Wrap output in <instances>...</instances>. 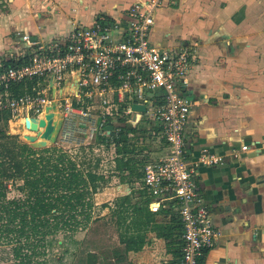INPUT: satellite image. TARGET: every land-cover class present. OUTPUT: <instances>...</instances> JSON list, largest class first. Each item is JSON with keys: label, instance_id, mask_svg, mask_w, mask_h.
Wrapping results in <instances>:
<instances>
[{"label": "crops", "instance_id": "1", "mask_svg": "<svg viewBox=\"0 0 264 264\" xmlns=\"http://www.w3.org/2000/svg\"><path fill=\"white\" fill-rule=\"evenodd\" d=\"M137 1L144 0H0V58L19 52L22 42L18 36L23 33L39 40L63 37L73 24L91 25L100 16L113 20ZM153 16L149 37L154 45L186 43L194 51L188 90L197 103L188 116V154L196 160L201 150L208 149L227 158L224 164H200L194 176L219 230L200 263L264 264V0H171ZM136 116L132 125L146 130L141 114ZM242 144L247 148L240 149ZM92 145L80 147L79 154L90 152L98 157L91 163L95 171L106 177L109 174L108 185L94 193L95 205V198H100L109 210L115 198L127 194L135 202L128 183L120 182L114 170L115 155L109 171L102 169L99 151L111 146L115 154L114 144H104L98 152ZM233 149L239 153L235 159L229 157ZM138 190L133 192L138 194ZM122 213L130 215L124 231L128 224L133 230L135 212L128 208ZM157 214V223L168 218L161 220ZM149 226L138 229L145 240L141 248L126 250L123 246L117 256L110 254L111 261L175 262L179 254L172 253L168 241Z\"/></svg>", "mask_w": 264, "mask_h": 264}, {"label": "built area", "instance_id": "2", "mask_svg": "<svg viewBox=\"0 0 264 264\" xmlns=\"http://www.w3.org/2000/svg\"><path fill=\"white\" fill-rule=\"evenodd\" d=\"M170 1H137L113 20L100 16L91 25L73 24L59 38L19 35V52L0 58V122L9 114L23 117L24 125L29 118L39 121L54 103L60 114L57 144L71 153L93 144L98 152L104 144L96 136L143 129L127 127L139 112L147 132L163 141L164 151L143 165L131 185L143 191L151 212L168 215L169 205L177 206L182 244L177 260L166 264H201L219 230L194 176L200 164H224L227 158L203 149L195 160L187 152L188 116L197 103L188 90L194 51L186 43L156 46L149 37L154 11ZM134 103L145 109L132 108ZM238 156L235 149L229 154Z\"/></svg>", "mask_w": 264, "mask_h": 264}, {"label": "trees", "instance_id": "3", "mask_svg": "<svg viewBox=\"0 0 264 264\" xmlns=\"http://www.w3.org/2000/svg\"><path fill=\"white\" fill-rule=\"evenodd\" d=\"M128 131L136 134L137 138L149 136L146 130L131 128L111 137L98 135L95 140L105 145L114 144V170L120 182L131 185L142 175L144 164L141 167L138 164L139 158L136 156H139L141 147L127 136ZM95 159L99 158L90 152L83 155L71 153L57 143L36 148L20 140L16 134H6L0 129L2 264H68L63 256L55 259L44 255H47V248L51 249L54 244L64 247L65 239L57 238L58 234L70 235L85 229L92 221L93 195L109 180V174L106 177L95 171L96 166L91 164ZM125 170L127 174H123ZM8 182L15 185L16 195L12 197L8 196ZM138 191L142 198L133 203L128 194L115 199L113 212L120 214L131 208L136 215L133 230L128 224L125 232H119L120 242L124 243L126 250L141 248L145 240L138 229L150 224L149 229H154L158 237L168 241L171 252L180 254L182 224L177 206L170 204L168 218L157 223L154 221L155 213L145 204L147 198L143 197V191ZM59 239L61 242L57 243ZM67 252L66 248L64 253ZM118 254L115 250L114 255ZM88 255L86 264H95L93 254Z\"/></svg>", "mask_w": 264, "mask_h": 264}, {"label": "rangeland", "instance_id": "4", "mask_svg": "<svg viewBox=\"0 0 264 264\" xmlns=\"http://www.w3.org/2000/svg\"><path fill=\"white\" fill-rule=\"evenodd\" d=\"M7 117L8 118H5L3 121L0 122V129L2 132L10 135L16 134L20 140L27 142L33 147L36 148L43 147V146H37L31 144L30 142L22 138L20 134H18V133L29 132L27 130V127L24 125V118L18 119L16 120V122L10 123L11 120L12 121L14 120L13 118H15V116L9 114L7 115ZM143 117H145V114H143ZM142 121L143 123H145L143 118ZM142 121H140L139 123L145 125L142 123ZM137 130H142V129H137ZM135 135L136 134H133L131 136V140L135 141L136 144H138L141 147V152L139 153V156H136V158L137 157L139 158L138 164L140 167L143 164H147L148 162L155 160L159 155L163 153L164 151L163 141L159 140L158 137L152 136L149 133H148L149 136H146L144 138L140 136L137 138ZM54 143H57V141H55ZM54 143L50 142L49 144L44 146H52ZM113 151L114 150L111 146L104 147L103 150L99 151L100 157L102 158V169L104 172L109 171L111 164L109 162L110 160H112L113 156L115 155ZM123 174H127V171L125 170ZM111 182L113 181L111 180ZM127 183H128L127 184L128 190H130V194H132L133 200L134 201H138L139 199L141 200L142 197L139 196L138 194H135V192L133 191L136 190L132 191L131 189L132 187H130L129 182ZM105 185H108V183ZM14 186L15 185L12 184L10 185V182H8L9 197L16 195ZM93 197H95V195H93ZM95 199L98 201V204L95 205V200L93 199L94 200V207L92 208L93 219L88 224V226L85 229L72 232V234L70 235L69 233L58 234L57 238L65 239L64 247L63 248L58 247L55 246L54 244L51 249L47 248V255L44 256L55 259H57L58 256H63L64 261H66L68 264H86L88 261V256H89L88 254L90 253L89 250H92L94 252V254L91 253L94 256V263L100 261V264H109V263L115 264V261L113 260L111 261V259L116 256L114 255V251L115 250L122 251L121 248L124 246V244L120 242L119 232H125L124 231L125 220H129L130 215L127 214L125 215L123 213L116 214L115 212H113L115 208V204H113V208L111 209L109 208V210H107V208L104 207V204L106 202L99 200L100 198L97 197ZM115 199L113 200L114 202ZM157 215L161 217V220L168 217L167 215H163V214H161V216L160 214ZM122 218H124L123 220L124 223H121ZM60 242L61 239H59L57 243ZM81 246H83V248H81ZM66 248L68 249V252L64 253V250ZM110 254L113 257H111ZM0 264L2 263L0 262ZM4 264H11V263H4Z\"/></svg>", "mask_w": 264, "mask_h": 264}, {"label": "bare ground", "instance_id": "5", "mask_svg": "<svg viewBox=\"0 0 264 264\" xmlns=\"http://www.w3.org/2000/svg\"><path fill=\"white\" fill-rule=\"evenodd\" d=\"M53 112V117H52V120H53V123H54V129L50 135V137L46 138V137H43L41 135V132H42V127H37L39 124V121L37 118H29L28 120L30 121V126H26L27 127V130L29 131L28 133H18L20 134V136L22 138H24L25 140H27L28 142H30L31 144L33 145H37V146H44V145H47L49 144L50 142H52L55 134H56V129H57V126H58V121L60 119V114H58L57 110H56V107L54 105V103H52L51 106H49L47 108V111H44L42 114L45 115L46 112ZM43 115V116H44ZM18 119H23V117H20V118H16L14 119L13 121L11 120V122H16V120ZM35 125V127H33Z\"/></svg>", "mask_w": 264, "mask_h": 264}, {"label": "water", "instance_id": "6", "mask_svg": "<svg viewBox=\"0 0 264 264\" xmlns=\"http://www.w3.org/2000/svg\"><path fill=\"white\" fill-rule=\"evenodd\" d=\"M132 108L143 111L145 109V106H144V104L134 103V104H132ZM52 117H53V112L49 111V112L45 113L44 118L39 119L38 124L40 126L44 127L43 131L41 132V135L43 137H46V138L50 137V135L54 129V123H53ZM132 123H133V121L132 122L130 121L127 124V127H133L134 125H132ZM25 125L27 127L30 126V122L28 119L25 120ZM35 126H37V125L34 124L33 127H35ZM106 127L108 129H111L112 126L110 124H107ZM56 131H57V129H56ZM54 141H55V136H54L52 142H54Z\"/></svg>", "mask_w": 264, "mask_h": 264}]
</instances>
